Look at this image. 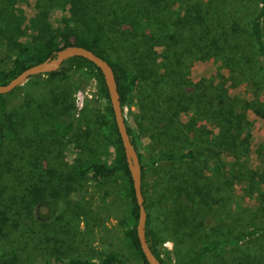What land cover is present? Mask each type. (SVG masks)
Here are the masks:
<instances>
[{"label": "rangeland", "instance_id": "374dc122", "mask_svg": "<svg viewBox=\"0 0 264 264\" xmlns=\"http://www.w3.org/2000/svg\"><path fill=\"white\" fill-rule=\"evenodd\" d=\"M123 5L126 6L125 11L115 13L108 19L110 25L117 28L115 34L119 33V38L112 39V26H109L108 20L102 22L95 17L86 0H0V37L7 33V20L20 24L21 39L30 45V38L40 30L54 33L73 28L99 34L102 31L110 47H116V55L132 71H135L133 66L136 63L133 52L138 46L154 56L153 61H148V66L137 68V71L140 69L150 77L142 79L139 90L125 104L124 114L133 128L147 169L144 184L149 189L150 226L167 237L161 247L162 255L175 264L195 246L199 238L220 233L236 234L247 227V219L255 215L258 204L248 196V189H243L244 184L239 178L242 176L240 168L248 169L251 174L252 169H264V117L249 113V122L244 124L245 131H248V142L244 143L243 138L238 137V146L232 151L237 156L231 158L222 154L220 159L217 151L222 147L208 144L214 128V114L208 103L215 92L212 78L216 74L227 76L225 85L232 87L230 94L235 100L251 98L255 87L244 78L251 77L260 65L252 60L245 37L237 34L230 36L227 44L230 52L225 54H215L213 49L206 48L198 56L193 41L205 27L232 26L237 21L243 28L251 29L259 3L258 0H123ZM157 6L163 19L160 27L167 31L179 28V36L185 40L181 47V58L176 64L171 62L170 65L167 57L180 51L178 42L169 46L170 53H162L160 46L155 50L149 36L144 41L146 44H139L138 34H142V30L152 22ZM8 43V40L0 38V68L3 69L9 67L18 50ZM241 64L243 73L240 72ZM153 69L159 75H154ZM76 74L68 83L75 84L76 78L85 83V88L79 92L81 124L74 136L59 138L45 151L52 157L50 165L56 170L47 176L51 179L47 183L48 198L54 205L41 209L45 214L39 215L33 229L18 234V264H58L60 257H80L99 262L110 252L123 257L125 264H142L141 256L126 235L131 224L126 195L127 177L117 174L92 178L79 174L80 165H89L95 160L105 161L113 150L95 133L89 117L84 116L97 96L94 77L89 70L83 72L81 77ZM162 78L174 81L172 92L165 90ZM41 86L43 84L39 81H31L25 91L30 105L26 121L31 127L39 126V131L30 137L32 142L44 130L41 126L43 118L39 117L40 108L49 114L50 119L57 117L61 109L58 104L52 103L49 95H39ZM202 93L205 108L198 107L192 101ZM260 96L264 100V93ZM41 103L44 106L37 107ZM181 104L184 106L183 112L175 115L176 119L171 121L200 150L191 168H188L189 162H154L160 149L165 146L158 143L156 131L159 126L169 122L172 111H179ZM258 105L263 108L260 103ZM155 109L159 111L151 113ZM165 111L168 114L165 115ZM4 122L0 117V124ZM173 136L167 135L165 139L172 141ZM28 138L25 135L22 139L29 143ZM19 148L18 154L21 156ZM36 153L34 148L27 150L24 163L18 165L19 170L25 173L21 177L25 186L29 182L25 178L31 172L42 171L31 163ZM45 169L43 171L46 172ZM195 171L198 173L195 174ZM198 175H201L199 181ZM185 176L191 178L192 187L185 183ZM253 182L256 183L257 178ZM216 198L219 199L218 205L215 202L216 208H213ZM235 226L236 230H233ZM4 241L6 254L0 256V263L6 260L5 263L9 264V250L16 243L15 239L10 238ZM203 264H264V237L256 235L252 243L244 241L224 251L213 252Z\"/></svg>", "mask_w": 264, "mask_h": 264}, {"label": "trees", "instance_id": "16d2710c", "mask_svg": "<svg viewBox=\"0 0 264 264\" xmlns=\"http://www.w3.org/2000/svg\"><path fill=\"white\" fill-rule=\"evenodd\" d=\"M258 3V9L251 22V29L243 28L237 21L232 26L224 25L217 28L210 27L209 29L205 27L193 41L199 54L198 56L202 55L203 50L206 48L213 49L215 54H225L226 52H230L227 50L230 48L227 45L230 36L234 37L237 34L245 37L247 46L250 48L248 52L252 53V60L255 63L257 61V64L259 63L260 65H257L258 69L254 71L251 77L244 78L247 80V83H251L255 87L254 91L251 92L253 94L251 98L242 97L241 100H235L234 96L230 94L232 87L225 85L227 76L224 77L225 75L216 74L212 78L215 92L211 100H209L208 106L212 110V115L214 114V128L211 130L213 136L211 141H208V144H211V146L213 144L214 147H222V149L217 151L219 153L218 158L220 159H222V154L226 157L232 156L231 158L237 156L232 151L238 146V137H242L244 143L248 142V131H245L244 124L249 122V113L253 112L264 117V100L260 96V94L264 93V0H258ZM86 4L91 9V13H94L95 17H99L102 22L107 21L115 13L125 11L126 8L123 5V0H86ZM158 8L157 6L156 14L152 16V22H149L148 26L142 30V34H138L139 44L143 45V42L149 36L151 37L150 41L154 42L153 48L155 50L160 46L161 52L170 53L171 47L169 46L178 42L180 51L177 52V55L175 53L167 57V62H170V65L171 62L176 64L177 60L181 58V47L185 40L179 36L181 33L179 28H171L170 32L160 27V21L163 19L161 17L162 13L160 14ZM200 19H202L201 16ZM108 24L112 26V28L110 27L112 33L110 38L117 39V36L119 38V33L118 35L115 34L116 26L110 25L109 20ZM6 25L8 27L7 33L0 38L8 40L10 47H16L18 50L14 54L9 67L6 69L0 68V83H7L25 68L53 56L56 50L70 44L84 45L108 59L116 75L123 111L131 95L139 90L142 79L150 77V74L145 76L140 69L137 71V68L148 66L149 60L153 61L154 56H150L151 54L148 50L141 46H138L134 50L133 56H135L136 63L134 62L135 65L133 66L135 71H132L126 62L116 55V47H110L109 41L102 31L99 34L97 32H85L73 28L54 33L48 30H40L37 35L30 38L29 42H32L30 45L21 39L22 29L20 24L7 20ZM145 50L146 53H144ZM149 56L150 59L148 58ZM86 70H89L94 77L97 96L93 105L88 108L84 116L89 117L88 119L93 123L92 126L95 133L110 145L113 154L105 161L95 160L89 165H80L79 174L84 176L90 175L92 178L111 177L117 174L127 177L128 191L126 195L129 202L131 224L126 230V235L130 244L141 256L142 264H149L142 252L136 231L139 208L104 78L100 69L93 62L82 56L70 57L64 61L59 69L34 74L12 91L0 93V117L5 121L4 124H0V256L6 254L4 239H15L16 245L14 244V247H10L9 250L11 251L9 264H18V239H16L18 238V234L29 232L33 229L39 215L45 214L41 209L47 205L50 207L54 205L48 198L49 185L47 183L51 179H48L47 176L50 173L54 174L56 170L53 165H50L52 157L45 151L47 148L52 147L59 138L72 137L79 130V125L81 124L79 117V101L81 97L79 92L85 88V83L78 80V78H76L75 84H69L68 82L74 78L76 73L80 72L81 74H76V76L81 77L82 73ZM229 70H232V68ZM240 72H244L242 64L240 65ZM153 74L159 75L158 71L154 69ZM35 80L43 84L39 95H49L52 103L58 104V107L61 109L57 117L50 119L49 114L40 108L39 117L43 118L44 123L41 126L44 130L40 132V135L36 136V141L32 142L30 137L39 131V126L31 127L26 121L30 105L28 104L29 96H27L25 91L27 84ZM162 81L164 82L165 90L172 92L171 90L175 87L174 81L169 82L164 78H162ZM262 89L263 91H261ZM203 95L204 93L197 95V97L199 96L198 99L197 97L192 99V101L194 100L193 103H197L200 108L206 107L204 99H202ZM259 103L263 108L259 107ZM43 106V103H41L37 107ZM170 107L172 106L170 105ZM183 110L184 106L181 104L179 111H172L171 115L173 117L170 115L169 122L164 126H159V130L156 131L158 143H163L165 146L160 149L154 162L163 161L173 164L189 162L188 168H191V164L197 159L196 156L200 152L199 148L197 150L193 142L186 139L184 133L178 129L177 124L171 121L173 118L176 119L175 115L183 112ZM157 111L159 109H155L151 113ZM164 114H168V111H165ZM125 122L130 137L137 149L142 167V190L147 211V239L154 254L161 262L163 264H172L162 255L161 247L167 237L150 226L149 189L144 184L147 169L143 163L142 152L137 145L133 128L126 117ZM172 134L175 135L172 141L165 139L167 135L170 137ZM25 135L29 137V143L26 142L27 140L24 141L22 139ZM18 148L19 152L22 153L21 156L18 154ZM32 148L38 154H34L35 158L31 163L36 169L41 168L42 171L31 172L25 178L26 181H29L25 186L24 179H21L22 174L25 175V173L19 170L18 165L21 162L24 163L27 150L29 151ZM240 169L242 170V176L239 179L244 184L242 185L243 189H248V196L254 198V203L256 204L257 202L258 204L254 210L255 215L247 219V227L233 235H231L232 233H220L199 238L195 246L175 264H203L209 254L213 252L224 251L231 246L242 244L244 241L252 243V238L256 235L264 237V169H252V174L249 173L248 169ZM258 172L259 174H257ZM197 173L198 171H195V174ZM187 174L189 176L188 172ZM188 176L184 177L185 183L192 187L193 184H190L191 178H188ZM199 176L201 175H198V181L200 180ZM255 178H257L256 183L253 182ZM218 200V198L214 200L213 208H216L215 205ZM233 230H236V226ZM5 262L6 260H3V263L0 264H7ZM58 262V264H125L123 257L113 252L105 254L99 262L80 257H60Z\"/></svg>", "mask_w": 264, "mask_h": 264}, {"label": "water", "instance_id": "95a60500", "mask_svg": "<svg viewBox=\"0 0 264 264\" xmlns=\"http://www.w3.org/2000/svg\"><path fill=\"white\" fill-rule=\"evenodd\" d=\"M73 56H82L93 62L100 69L103 75L105 86L108 91L110 105L113 110L115 123L121 137L123 151L130 173V180L132 182L136 202L139 208L136 231L140 246L149 264H163L161 260L154 254L147 239V211L144 204V195L142 190V167L137 149L127 129L120 93L118 91L116 75L108 59L100 56L93 49L84 45L70 44L59 50H56L53 56H50L41 62L25 68L16 76L11 78L7 83H0V93L12 91L18 85L23 84L30 76L34 74L45 73L59 69L66 59Z\"/></svg>", "mask_w": 264, "mask_h": 264}]
</instances>
